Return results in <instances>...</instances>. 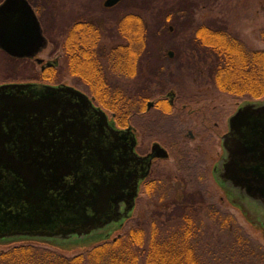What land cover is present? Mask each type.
<instances>
[{"label": "water", "instance_id": "water-1", "mask_svg": "<svg viewBox=\"0 0 264 264\" xmlns=\"http://www.w3.org/2000/svg\"><path fill=\"white\" fill-rule=\"evenodd\" d=\"M45 45L29 1L3 0L0 49L22 58ZM228 127L215 177L262 219L264 101L241 104ZM134 145L132 132L116 128L78 89L1 84L0 243L31 239L68 245L110 237L133 213L142 177L134 171Z\"/></svg>", "mask_w": 264, "mask_h": 264}, {"label": "flooded vegetation", "instance_id": "flooded-vegetation-1", "mask_svg": "<svg viewBox=\"0 0 264 264\" xmlns=\"http://www.w3.org/2000/svg\"><path fill=\"white\" fill-rule=\"evenodd\" d=\"M28 1L34 9L32 2ZM122 1L111 7H106L104 4L103 6L106 9H112ZM35 13L37 15L36 11ZM123 17L124 15L116 24V30L121 41L109 46L102 40L105 29L104 21H98L94 18L74 19L61 43L60 56L54 60L45 61L39 55L47 47L48 40L37 15L46 39V45L33 57H10L18 61L34 60L42 71L46 69L55 70L59 67V59L65 60L63 43L68 32H70L74 69L72 73L68 68L67 71L77 83H81L84 88L94 83L92 82L94 80H90V78L89 80L85 79L80 72L92 64L96 66V70H101L104 73V81L107 85L111 86L110 78L115 77L135 80L129 112L134 118L133 124L125 125L122 117L120 126L117 125L118 129H129L134 135V152L138 157L134 171L135 174L142 176L139 180L134 208L139 195L154 200L158 204L165 198L179 201L188 196L206 200L211 196L210 180L215 181L218 187H222L214 174L223 155L221 138L226 132L221 136V126L224 124L227 128L229 118L241 104L251 101L252 98L248 97L239 101L237 96L225 92L221 95L222 91L215 79L218 58L208 47L197 48L196 51L193 49L190 57V54L184 53L185 60L182 64L154 62L153 57L151 58L149 55L150 53L145 55L148 51L147 47L128 48L131 53L136 52L137 56L131 58L134 62L126 65L124 62L125 49L122 47L125 40L120 31ZM89 25H94L93 30L95 32L87 31L86 28H89ZM79 34H86V47L82 44V36ZM82 51L94 54V56L82 60L80 58ZM160 54L157 53L159 58L157 60H163L162 57L164 56H160ZM172 56H174L173 52L168 51L167 57L172 58ZM207 58H209V62ZM39 60L42 62L40 63ZM189 60L193 62H188ZM186 69L193 72L176 73V71H186ZM125 70L134 71V75L132 74V77L126 76ZM178 74L186 77L176 79ZM190 75L195 76V78H187ZM52 80L54 81V79ZM9 83L71 86L87 95L92 104L102 109L107 115L105 107L98 104L89 91L79 89L66 82L10 81L1 84ZM188 86L191 88H186ZM223 101H230L233 104V113L227 114L228 106ZM121 112H126V109H120L119 114ZM113 116H115L114 113L111 116L107 115L109 122H111V117L114 118ZM171 206L172 204L166 203L163 208L169 209Z\"/></svg>", "mask_w": 264, "mask_h": 264}, {"label": "rangeland", "instance_id": "rangeland-1", "mask_svg": "<svg viewBox=\"0 0 264 264\" xmlns=\"http://www.w3.org/2000/svg\"><path fill=\"white\" fill-rule=\"evenodd\" d=\"M40 19L44 34L48 40L47 47L40 53V57L45 61L54 60L60 56L61 43L66 36L69 27L76 18H94L102 20L104 32L102 40L105 44L115 45L121 39L116 30L117 21L129 12L139 13L143 16L145 24L148 27L146 47L154 62L182 64L185 60L184 53L192 56V50L201 48L195 43V30L198 26L205 25L211 28H222L235 36L246 48L261 52L260 60L264 52V0H123L119 5L112 9H106L103 6L104 0H30ZM2 0H0V3ZM179 15H182L179 17ZM203 47V46H202ZM173 52L172 58L167 57V52ZM157 53L163 60H157ZM155 54V55H154ZM144 55V56H145ZM143 56V57H144ZM155 58V59H154ZM209 62V58H207ZM188 62H193L189 60ZM198 62V61H197ZM261 65V61L259 63ZM59 67L55 70L46 69L42 71L40 66L34 61L25 59L18 61L11 58L0 49V84L10 81H41V82H66L75 85L77 88H84L81 83H77L73 76H70L65 60L59 59ZM188 68V67H186ZM185 70V69H183ZM176 71V73H187L192 71ZM193 72V71H192ZM178 74V75H179ZM115 77V76H114ZM186 77L177 76L181 79ZM194 79L195 76H187ZM54 79V81L52 80ZM112 89L115 88L118 93L125 96H133L135 80L132 78H110ZM190 85V84H187ZM185 88L184 86H181ZM186 88H191L188 86ZM120 89V90H118ZM88 91V90H87ZM223 92V91H222ZM221 95L224 94V92ZM234 97V96H233ZM237 100L248 98L247 96L236 97ZM250 100V99H249ZM264 100V94L258 98H252L249 102H259ZM238 101V103H239ZM227 104L228 113L234 112V106L230 101H223ZM238 105V104H237ZM107 115L111 116L113 111L105 108ZM131 105L126 108V112L119 111L114 113V118L110 121L120 126L123 117L125 125L133 124V116L129 113ZM122 115V116H121ZM109 118V117H108ZM228 125L222 124L221 136L227 132ZM223 154V149L221 147ZM210 198L206 199L199 208L186 209L185 213L190 212L195 217L193 220L195 226L199 225L201 234L193 238V241L199 246L218 248L222 242L228 244V239L223 231H220L209 217L208 206L228 212L234 216L237 223L252 238L253 241L264 246V212L257 219L254 212L249 211L245 205L232 193L223 187H218L215 181L210 180ZM174 199L165 198L160 204L155 203L143 195H139L137 204L134 208L132 217L122 225V229H117L113 235L125 233L133 226H141L145 232L150 235L151 224H155L158 232L162 235L166 232H173L180 229L181 223L176 221H166L165 215H171V218H177L182 214V210H174L173 205L169 209H164L166 203L172 204ZM180 212V213H178ZM200 220V221H199ZM165 231V233H161ZM31 244L35 246L50 248L63 253L66 256H73L87 249L92 248V240L77 241L76 244H56L54 242H45L39 240H11L0 243V251H5L13 246ZM208 259V254H204Z\"/></svg>", "mask_w": 264, "mask_h": 264}, {"label": "trees", "instance_id": "trees-1", "mask_svg": "<svg viewBox=\"0 0 264 264\" xmlns=\"http://www.w3.org/2000/svg\"><path fill=\"white\" fill-rule=\"evenodd\" d=\"M182 15H179L181 17ZM121 34L125 44V64H131V58L137 53H131L128 48L146 47L148 27L143 16L129 12L121 21ZM87 31L95 32L94 25H89ZM92 29V30H91ZM85 30V29H84ZM82 44H86V34L82 35ZM89 38H91L89 36ZM195 43L208 47L218 58L215 79L219 89L225 93L241 97L258 98L264 94V52L246 49L240 41L227 30L201 25L195 30ZM86 44V45H85ZM65 62L70 73L73 72V48L68 32L63 43ZM94 54L80 52V58L93 57ZM261 61V65H259ZM84 66V65H83ZM91 67V68H90ZM80 71L85 79L94 80L93 84L85 86L94 96L95 101L114 113L126 109L132 104L133 96H120L118 91L105 83L104 73L90 65ZM132 77L134 71H124ZM119 90V89H118ZM204 198L188 196L179 201H172L174 210H182L177 218L165 215L166 221L181 223L180 229L173 232L162 231L160 234L155 224H151L150 235L141 226H133L125 233L110 237L93 239L92 248L73 256L31 244L13 246L0 251V264H264V246L252 238L237 223L233 215L220 209L208 206L210 219L223 231L228 239L218 248L199 246L193 238L201 234L199 225L195 226L194 218L186 209L199 208L205 203ZM180 213V212H178ZM132 215L125 221V223ZM200 221V220H199ZM23 240V239H22ZM208 254L210 259L204 254Z\"/></svg>", "mask_w": 264, "mask_h": 264}]
</instances>
